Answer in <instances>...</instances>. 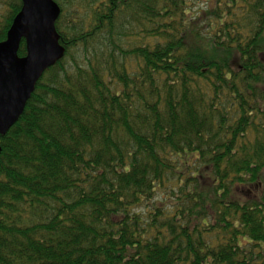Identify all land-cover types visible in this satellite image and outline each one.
<instances>
[{
  "label": "trees",
  "instance_id": "obj_1",
  "mask_svg": "<svg viewBox=\"0 0 264 264\" xmlns=\"http://www.w3.org/2000/svg\"><path fill=\"white\" fill-rule=\"evenodd\" d=\"M58 1L0 135V264H264V0Z\"/></svg>",
  "mask_w": 264,
  "mask_h": 264
},
{
  "label": "water",
  "instance_id": "obj_2",
  "mask_svg": "<svg viewBox=\"0 0 264 264\" xmlns=\"http://www.w3.org/2000/svg\"><path fill=\"white\" fill-rule=\"evenodd\" d=\"M60 12L54 0H21L0 41V135L19 119L43 72L64 56L55 28ZM22 39L26 54L19 56Z\"/></svg>",
  "mask_w": 264,
  "mask_h": 264
},
{
  "label": "rangeland",
  "instance_id": "obj_3",
  "mask_svg": "<svg viewBox=\"0 0 264 264\" xmlns=\"http://www.w3.org/2000/svg\"><path fill=\"white\" fill-rule=\"evenodd\" d=\"M57 4L59 3L58 0H54ZM7 2L8 0H0V22L3 20V16L7 13ZM161 195L158 194V197H160Z\"/></svg>",
  "mask_w": 264,
  "mask_h": 264
}]
</instances>
